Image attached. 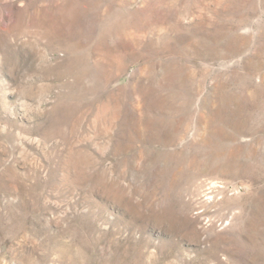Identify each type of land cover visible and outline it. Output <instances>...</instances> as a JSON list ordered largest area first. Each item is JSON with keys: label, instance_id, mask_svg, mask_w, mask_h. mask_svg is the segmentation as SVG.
I'll list each match as a JSON object with an SVG mask.
<instances>
[{"label": "rangeland", "instance_id": "obj_1", "mask_svg": "<svg viewBox=\"0 0 264 264\" xmlns=\"http://www.w3.org/2000/svg\"><path fill=\"white\" fill-rule=\"evenodd\" d=\"M0 264H264V0H0Z\"/></svg>", "mask_w": 264, "mask_h": 264}]
</instances>
